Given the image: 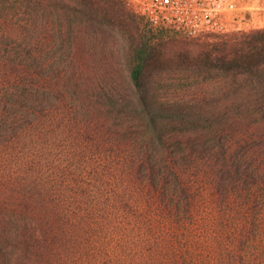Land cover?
<instances>
[{
  "label": "trees",
  "instance_id": "1",
  "mask_svg": "<svg viewBox=\"0 0 264 264\" xmlns=\"http://www.w3.org/2000/svg\"><path fill=\"white\" fill-rule=\"evenodd\" d=\"M54 1L0 0V264H264V28Z\"/></svg>",
  "mask_w": 264,
  "mask_h": 264
},
{
  "label": "rangeland",
  "instance_id": "2",
  "mask_svg": "<svg viewBox=\"0 0 264 264\" xmlns=\"http://www.w3.org/2000/svg\"><path fill=\"white\" fill-rule=\"evenodd\" d=\"M123 7L131 11V15H135L140 21L143 30L151 31V35L155 36V43H166L163 50L173 53L183 47L186 41H193L194 37L204 36L203 34L227 33L241 30H251L264 28V0H185L188 1L187 6L193 5L194 19L196 20L195 35L186 34L183 30H178L175 26L165 28H156L151 22L136 8L130 4L129 0H120ZM54 3L59 6L70 5L79 8H89L86 3L78 0H55ZM233 4L234 7H231ZM187 6H184L187 8ZM0 8H31L28 3L8 4L4 6L0 4ZM190 14L184 13L182 19L188 20ZM136 25H132L131 21V38L136 31ZM105 37H108L113 49L115 50V58L112 65L116 68L127 69L126 60L124 59L126 51V37L119 29H104ZM160 39V40H159ZM192 48L196 49L198 45L193 43ZM160 71V70H159ZM155 72V71H154ZM153 72V73H154ZM156 71L153 75L160 74Z\"/></svg>",
  "mask_w": 264,
  "mask_h": 264
},
{
  "label": "built area",
  "instance_id": "3",
  "mask_svg": "<svg viewBox=\"0 0 264 264\" xmlns=\"http://www.w3.org/2000/svg\"><path fill=\"white\" fill-rule=\"evenodd\" d=\"M130 4L138 12L144 15L156 28L175 26L178 30H183L186 34L195 35L196 20L194 19L193 5L187 6L185 0H129ZM234 7L233 4H230ZM184 6H187L185 8ZM190 14L188 20L182 19V15ZM194 17V18H193ZM210 34V33H209ZM204 35V34H203Z\"/></svg>",
  "mask_w": 264,
  "mask_h": 264
}]
</instances>
